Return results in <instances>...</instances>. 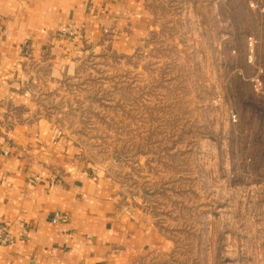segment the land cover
<instances>
[{
	"label": "rangeland",
	"instance_id": "1",
	"mask_svg": "<svg viewBox=\"0 0 264 264\" xmlns=\"http://www.w3.org/2000/svg\"><path fill=\"white\" fill-rule=\"evenodd\" d=\"M130 51L43 98L166 241L133 264H264V0H135Z\"/></svg>",
	"mask_w": 264,
	"mask_h": 264
},
{
	"label": "crops",
	"instance_id": "2",
	"mask_svg": "<svg viewBox=\"0 0 264 264\" xmlns=\"http://www.w3.org/2000/svg\"><path fill=\"white\" fill-rule=\"evenodd\" d=\"M141 2L0 0V220L13 237L0 264H133L166 247L43 106L85 58L141 40L151 21Z\"/></svg>",
	"mask_w": 264,
	"mask_h": 264
},
{
	"label": "built area",
	"instance_id": "3",
	"mask_svg": "<svg viewBox=\"0 0 264 264\" xmlns=\"http://www.w3.org/2000/svg\"><path fill=\"white\" fill-rule=\"evenodd\" d=\"M62 34L73 37L75 35L76 26L73 22L68 23L62 28ZM38 178L36 179V181ZM62 218L60 214H57L54 218V222L59 221ZM13 241L11 225L0 220V246L10 244Z\"/></svg>",
	"mask_w": 264,
	"mask_h": 264
}]
</instances>
